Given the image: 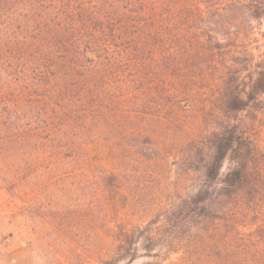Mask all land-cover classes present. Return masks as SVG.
I'll use <instances>...</instances> for the list:
<instances>
[{"label":"trees","instance_id":"16d2710c","mask_svg":"<svg viewBox=\"0 0 264 264\" xmlns=\"http://www.w3.org/2000/svg\"><path fill=\"white\" fill-rule=\"evenodd\" d=\"M263 24L264 0H0V143L51 165L95 139L128 163L153 159L150 146L169 137V103L208 88L230 114L264 104V43L257 53L249 43ZM232 129L221 123L207 143L196 140L205 182L194 203L206 236L184 244L172 234L169 254L183 252L169 264H264V219L249 230L233 183L250 170L216 183Z\"/></svg>","mask_w":264,"mask_h":264},{"label":"rangeland","instance_id":"374dc122","mask_svg":"<svg viewBox=\"0 0 264 264\" xmlns=\"http://www.w3.org/2000/svg\"><path fill=\"white\" fill-rule=\"evenodd\" d=\"M251 38L257 53L253 47L264 43V24ZM204 92L176 109L169 103V137L150 146L155 153L145 156L153 159L128 163L95 139L77 148L75 157L51 165L30 148L17 143L10 151L12 144L0 143V264H126L134 253L132 264L177 260L183 250L169 254L172 234L184 244L206 236L202 205L194 203L205 182L196 140L227 122L234 125V144L216 183L225 187L231 171L248 167V180L233 183L251 210L249 230L256 229L264 219V104L230 114L218 92ZM125 232H135V244L121 241Z\"/></svg>","mask_w":264,"mask_h":264}]
</instances>
